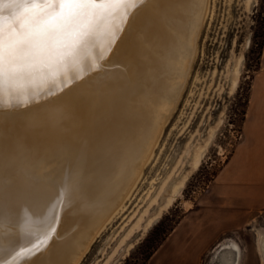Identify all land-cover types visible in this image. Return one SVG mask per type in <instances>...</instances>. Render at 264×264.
Returning a JSON list of instances; mask_svg holds the SVG:
<instances>
[{
  "label": "bare ground",
  "instance_id": "6f19581e",
  "mask_svg": "<svg viewBox=\"0 0 264 264\" xmlns=\"http://www.w3.org/2000/svg\"><path fill=\"white\" fill-rule=\"evenodd\" d=\"M253 1H246L248 7ZM211 4L131 0L122 24L124 5L100 0L73 35L48 45L44 70L5 73L0 264H81L125 211L182 99ZM42 10L39 2L13 7L11 0H0V12L12 17L9 23L35 19ZM243 62V56L234 62L231 92L239 86ZM221 122L202 142L187 143L191 168L169 189V178L161 184L150 199L158 209L151 213L147 207L126 238L136 228L146 233L172 205ZM263 237L261 232L262 247ZM132 246L127 244L125 256Z\"/></svg>",
  "mask_w": 264,
  "mask_h": 264
},
{
  "label": "rangeland",
  "instance_id": "374dc122",
  "mask_svg": "<svg viewBox=\"0 0 264 264\" xmlns=\"http://www.w3.org/2000/svg\"><path fill=\"white\" fill-rule=\"evenodd\" d=\"M246 1L211 0V13L200 34L199 50L192 72L155 155L146 166L142 180L125 211L98 237L81 264H114V258L119 260L118 264H188L189 260L180 253L178 256L174 255L180 251L181 230L171 236L179 225L177 222L185 219L188 210L195 207L196 198L207 188L209 180L229 160L240 142L251 84L261 61L258 43L261 41L264 21V0H254L249 7ZM241 56L244 62L239 86L231 92L230 75H233L234 62ZM220 120L222 122L199 169L190 174L172 205L146 233H142L140 227L126 238L150 206V199L160 192L164 181L169 178L166 187L169 189L191 168V153L185 150L187 143L193 141L196 145L202 142L208 137L210 128L216 126ZM164 193L160 199L164 197ZM156 208L158 209V203L151 205V213ZM144 222L145 220L142 224ZM173 227L175 229L171 232ZM124 238L126 239L123 244L127 242L120 246L118 253L108 263V257ZM251 240L248 232L243 233V248L247 249L252 244ZM129 242H133V246L125 256L124 251ZM219 251L215 245L211 253L202 259L201 264H223L220 259L215 258Z\"/></svg>",
  "mask_w": 264,
  "mask_h": 264
},
{
  "label": "crops",
  "instance_id": "0c3cea01",
  "mask_svg": "<svg viewBox=\"0 0 264 264\" xmlns=\"http://www.w3.org/2000/svg\"><path fill=\"white\" fill-rule=\"evenodd\" d=\"M196 200L171 236L181 230L175 256L180 253L188 264H201L217 245L215 258L223 264H264V49L251 84L242 138ZM245 232L252 238L247 249L241 244Z\"/></svg>",
  "mask_w": 264,
  "mask_h": 264
},
{
  "label": "snow or ice",
  "instance_id": "6c2138e0",
  "mask_svg": "<svg viewBox=\"0 0 264 264\" xmlns=\"http://www.w3.org/2000/svg\"><path fill=\"white\" fill-rule=\"evenodd\" d=\"M38 2L43 10L35 19L9 23L12 17L0 12V80L6 72L32 74L44 70L48 45L73 35L100 4V0H11L13 7H33ZM109 2L124 5L123 24L131 0Z\"/></svg>",
  "mask_w": 264,
  "mask_h": 264
},
{
  "label": "trees",
  "instance_id": "16d2710c",
  "mask_svg": "<svg viewBox=\"0 0 264 264\" xmlns=\"http://www.w3.org/2000/svg\"><path fill=\"white\" fill-rule=\"evenodd\" d=\"M258 46H259V53H260V55H261V57H262V53H263V49H264V21H263V25H262V35H261V41H260V43H258ZM261 57H260V59H261ZM258 70V69H257ZM249 100H250V96H249ZM248 103H249V101H248ZM245 117H246V113H245ZM245 120V119H244ZM217 174H218V172L216 173V174H214L213 175V178L212 179H210L209 181L210 182H212L214 179H215V177L217 176ZM210 182L208 183V185L210 184ZM207 185V186H208ZM181 221H179V222H177V225L180 223ZM175 228L173 227V229L171 230V232L174 230ZM165 240V239H164ZM163 240V241H164Z\"/></svg>",
  "mask_w": 264,
  "mask_h": 264
}]
</instances>
